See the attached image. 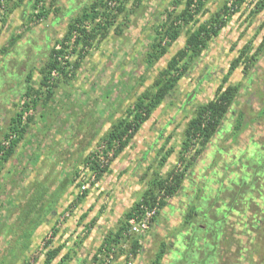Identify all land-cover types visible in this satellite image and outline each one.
<instances>
[{"label":"rangeland","instance_id":"obj_1","mask_svg":"<svg viewBox=\"0 0 264 264\" xmlns=\"http://www.w3.org/2000/svg\"><path fill=\"white\" fill-rule=\"evenodd\" d=\"M8 1L0 0V16L10 5ZM42 1L58 9L57 14L52 10L47 19L33 20L26 4L21 13L24 22L1 44L11 56L0 64L2 145L6 140L1 137L16 111L13 104L19 100L18 90L24 88L31 65L38 67L39 59H44L47 49L64 34L68 21L81 15L90 3ZM226 1L208 2L205 14L197 17L199 23L207 21ZM171 4L172 0H143L136 7L134 0L124 2V13L117 16L107 36L88 49L74 78L58 82L52 100L34 111L37 124L30 126L14 155L0 166V264H43L46 251L58 246L62 249L52 264H58L64 255L70 257L67 264H97L94 255L102 241L118 230L153 175L163 177L170 170L184 169L185 163H179L178 158L185 125L197 105L213 98L225 76L227 84L239 89L216 134L184 172L179 191L165 198L164 207L156 204L157 217L140 239L137 257L125 262L124 256H113L106 264H151L162 246L166 252L160 264H181L174 252L182 250V242L193 244V227L203 238L194 249L202 246L204 238L217 245L208 264H264V46L257 50L264 42V10L252 15L253 5L247 4L231 12L217 37L191 62L176 88L117 157H112L113 150L105 152L100 141L110 124L132 107L141 93L151 91L166 61L183 48L188 27L162 59L146 63L153 30L172 13ZM245 46L248 53L228 74L231 62ZM92 153L98 162L108 165L107 173L99 179L84 165ZM184 157L188 162L193 149ZM76 172L86 176L78 178L79 182L72 180ZM244 173L248 183L236 184ZM42 188L45 193L35 204ZM29 207L35 227L29 240L20 239V245L16 239L28 228L15 218ZM187 208L196 210L190 222L184 221ZM125 223L127 228L128 220ZM197 224L204 230L209 227L205 237ZM168 248L174 256L167 255ZM204 248L194 254L182 251L193 264L195 259H199L196 264L200 259V264H207L203 258L211 249L208 244Z\"/></svg>","mask_w":264,"mask_h":264},{"label":"trees","instance_id":"obj_2","mask_svg":"<svg viewBox=\"0 0 264 264\" xmlns=\"http://www.w3.org/2000/svg\"><path fill=\"white\" fill-rule=\"evenodd\" d=\"M26 1L28 0H9L8 2L11 3L9 6L6 4V10H4L0 16V23L4 24L8 15L11 14L16 7L20 5L25 6L26 4L27 7H30V17L33 20L36 18L47 19L48 16L52 14V10L57 14L58 9H51L52 5H46L42 0H29L28 3H26ZM126 1L127 0H90V3L82 8L81 15L68 21L64 34L61 38L55 40L53 46L47 49V52L43 56L44 59H39L38 67L31 65L32 68L28 70L23 80L25 84L24 88L18 90L19 100L17 103L13 104L16 111H14L10 117L8 127L1 137L3 141L8 140V146L5 147L0 141V166L14 155L17 145L24 139L30 126L37 124L33 115L37 107H45L48 102L52 100L58 82H68L74 78L76 71L87 55L88 49L93 48L96 42H101V40L107 36L109 28L116 20L117 16L124 13V2ZM142 1L143 0H134L135 6H139ZM210 1L211 0H172V13L168 12L164 20L154 28V37L145 55V60L148 65L157 63L162 59L167 54L168 48L178 40L182 30L188 27L185 31L184 46L166 61L164 69L161 71L158 78L154 80L151 91L148 90L141 93L132 107L126 109L122 116L112 122L107 131L101 136L100 141L106 146L104 151L113 150L114 153L112 157H117V155L129 145L133 136L140 130L142 124L148 120L152 112L176 88L180 79L184 77L190 68L191 62L201 56L207 49L208 43L214 37H217L221 29L225 26L231 12H237L243 5L247 4L253 5L250 12L252 15L258 14L264 10V0H227L225 5L212 14L207 21L199 23L197 17L205 14L206 4ZM111 3H116L117 5L112 7L110 5ZM178 6H181V9L174 13V10L177 9ZM120 32V27H118L117 33L120 34ZM46 46H48V43ZM246 46L244 47L245 49L239 53L237 58L231 62L228 74L235 69L242 57L248 53L249 50L246 49ZM263 46L264 42L259 45L257 50L261 49ZM227 80V76L222 78L221 83L215 89L213 98L205 103L197 105L191 119H189L185 125L183 140L180 145V156L178 158L179 163H185L184 169L180 172H177L176 169L170 170L163 177L159 176L157 173L153 175L152 179L149 181L148 188L141 194L140 200L134 203L131 209L124 215L123 223L118 230L115 233H109L102 241L99 249L94 255V260H96L97 264H104V259L108 258L110 254L114 257L124 256L125 262L130 259L134 260L137 257L141 250L139 239L138 237L127 235L125 221L128 220L134 212L138 211L141 205L152 208L156 207V204H158L159 208L164 207L167 204L165 198L171 197L179 191L185 176L184 172L189 168L195 156L200 154L204 147L214 137L221 121L228 113L233 100L238 94V85L227 84ZM40 117L42 118L43 115L41 114ZM192 149L193 157H190L187 162L184 156ZM170 152L171 151H168L167 154ZM97 160V155L92 153V155L85 160L84 165L94 173L93 175L96 179H99L107 173L108 165L100 163ZM163 161L164 159H162L161 162ZM83 176L86 175H81L76 172L72 180L74 178L81 179ZM83 192H85V190ZM44 193V188H42L41 196L34 202L35 204L40 201ZM32 208H35V206L33 207L32 205ZM195 211V209L190 208L186 212L184 221L190 222V217H193ZM32 213V209L28 211H19V216L15 218V222H19L21 226L28 228L25 229V233L21 238L23 241L29 240L34 231L35 224L31 218V216H34ZM159 214L158 212L157 215L159 216ZM11 215L9 214L8 216L10 217ZM215 226L216 228L219 227L218 225ZM208 229L209 227L207 226L206 230ZM192 230L193 234L190 241L194 245H190L188 242L190 246L186 245V247H184L186 251H188L189 248L193 249V247L197 245L196 236L198 232L195 227H193ZM201 243L202 246H199L200 249L195 248V251H201L204 248V244H208L211 253H209V256L203 258V262L205 260L208 264L216 253L215 247H217V245L215 242L208 241L206 238H204ZM121 244L128 245L129 249H123V247L120 246ZM23 249L25 250L26 247ZM61 249L62 248L58 246L46 251L43 264H52L54 259L60 254ZM165 252V246H162L160 253L151 264H160L161 258ZM184 255L187 256L185 252ZM69 258L68 255H64L61 257L58 264H67ZM101 258H103V260ZM198 260L199 259H195V262L198 263ZM176 262H180V260L177 259ZM199 262L201 263V259Z\"/></svg>","mask_w":264,"mask_h":264},{"label":"built area","instance_id":"obj_3","mask_svg":"<svg viewBox=\"0 0 264 264\" xmlns=\"http://www.w3.org/2000/svg\"><path fill=\"white\" fill-rule=\"evenodd\" d=\"M3 145L8 146V140L4 141ZM86 186L82 185L81 190L84 191ZM157 207L148 208L141 205L140 209L132 214L128 219L127 235L131 237H138L140 239L145 236V233L150 229V223L156 214ZM127 245H122L125 249ZM103 260V258H101ZM110 259H113V255L110 254L108 258L104 259V264L108 263Z\"/></svg>","mask_w":264,"mask_h":264},{"label":"crops","instance_id":"obj_4","mask_svg":"<svg viewBox=\"0 0 264 264\" xmlns=\"http://www.w3.org/2000/svg\"><path fill=\"white\" fill-rule=\"evenodd\" d=\"M23 7H24L23 5L16 7L13 10V12L8 15L6 22L4 24L2 23V25L0 23V29L2 32V33H0V64H5L11 57V56H8L7 54H5L4 47L1 44H3L4 40L7 41L9 36H10V38L12 36H14V35H12L14 28L16 26L21 25L24 22L25 16H23V14H21ZM15 17L17 19H15ZM6 29H8V30L6 31ZM21 238L22 237H20V238L17 237V239H16L17 243L20 245L23 244V242H21V240H22Z\"/></svg>","mask_w":264,"mask_h":264},{"label":"flooded vegetation","instance_id":"obj_5","mask_svg":"<svg viewBox=\"0 0 264 264\" xmlns=\"http://www.w3.org/2000/svg\"><path fill=\"white\" fill-rule=\"evenodd\" d=\"M261 165H262V164H261ZM257 175H258V174H257ZM233 176H234V175H233ZM238 177H239V176H238ZM234 179H235V180L237 179V175L235 176ZM238 179H239V180H238ZM238 179H237L238 181L236 180V184L239 183V181H241V182H242V181H245L244 184H247V183H248V182H247V179H248L247 173L241 174V175H240V178H238ZM221 192H222V190H221ZM216 198H219V194H218V193L216 194ZM229 200L231 201V199H229ZM230 201H229V202H230ZM186 210H188V208H187ZM219 211H221L220 208H219ZM219 211L216 212V213L219 214V213H220ZM221 213H223V212L221 211ZM197 226H198V230H199V232H202V231L205 232V233H204V237H205V236L207 235L206 233H208L209 231H208V230H204V229H203L204 226L201 225V224H198ZM192 229H193V228H192ZM196 237H197V238H196V242H198V241H200L201 239H203V238H202L200 235H198V234H197ZM182 247H183L182 250H185L184 247H186V244H184L183 242H182ZM196 249H200V248H199V247H196ZM196 249L193 248V250H192L191 248H189V249H188V252L194 254V253L196 252V251H195ZM182 250H181V251H178V250L176 249L175 252H174V253H176V254H174V255L177 256V259H178V260H180V263L182 262L181 264H183V262L185 261V262H187V263H189V264H193L192 259H191V258L189 259L188 256H185V255H184V251H182ZM167 251H168L167 255H168V254H169V255H170V254H171V255L173 254V253L171 252V249L168 248ZM169 252H171V253H169ZM174 255H172V256H174ZM184 256H185V260L183 259ZM186 259H187V260H186ZM167 260H168V259H167ZM172 262H173V261H172ZM194 263H196V262H194Z\"/></svg>","mask_w":264,"mask_h":264}]
</instances>
